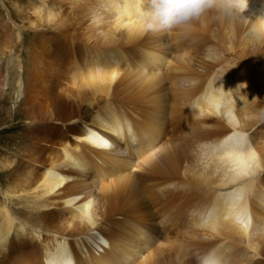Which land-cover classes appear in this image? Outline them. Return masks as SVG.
I'll return each instance as SVG.
<instances>
[{"label":"bare ground","instance_id":"obj_1","mask_svg":"<svg viewBox=\"0 0 264 264\" xmlns=\"http://www.w3.org/2000/svg\"><path fill=\"white\" fill-rule=\"evenodd\" d=\"M24 3L0 0V264H263L264 0L166 28L149 0Z\"/></svg>","mask_w":264,"mask_h":264},{"label":"clouds","instance_id":"obj_2","mask_svg":"<svg viewBox=\"0 0 264 264\" xmlns=\"http://www.w3.org/2000/svg\"><path fill=\"white\" fill-rule=\"evenodd\" d=\"M218 2L220 0H149L147 27L166 28L184 23ZM202 264H217V261L205 257Z\"/></svg>","mask_w":264,"mask_h":264},{"label":"rangeland","instance_id":"obj_3","mask_svg":"<svg viewBox=\"0 0 264 264\" xmlns=\"http://www.w3.org/2000/svg\"><path fill=\"white\" fill-rule=\"evenodd\" d=\"M19 1V4L22 6V7H24V5H27L26 3H24V0H18ZM6 7H7V10H9V12H10V16H11V18L13 19V21L15 22V25L16 26H21V23H20V21H21V18H22V14H20L19 15V13H15L14 14V12L10 9V7L11 6H9L8 4H6L5 5ZM9 8V9H8ZM0 17H4V18H7V15L5 14V10H3L1 7H0ZM18 24V25H17ZM220 33H223V31H220ZM214 32H211L210 33V35H212L213 37H216L217 35L215 34ZM196 55V54H195ZM15 98H11V99H9V101H8V104L10 105V108H12V109H14L16 106H17V102H16V100H14ZM86 103H84V105H85ZM19 121V119L18 118H16L15 119V121H13V123H10L9 125H13V124H15L16 122H18ZM22 123V122H21ZM21 129V130H20ZM22 132V128H21V125L20 126H18L17 128H15L14 129V132ZM264 131V130H263ZM262 130L260 131L261 132V134H262V136H263V134H264V132H263ZM12 143H14V142H12ZM12 143H10V144H12ZM0 200H1V195H0ZM14 207V209H19L18 207H16V206H13ZM20 210V209H19ZM16 211V210H15ZM17 212V211H16ZM18 215L19 216H22V215H24V213H18ZM263 261H264V259H263ZM264 264V263H263Z\"/></svg>","mask_w":264,"mask_h":264}]
</instances>
